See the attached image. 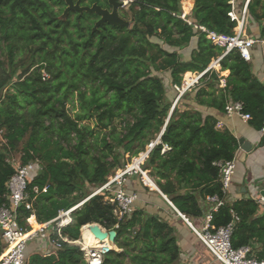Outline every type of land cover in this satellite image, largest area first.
<instances>
[{
    "label": "trees",
    "instance_id": "16d2710c",
    "mask_svg": "<svg viewBox=\"0 0 264 264\" xmlns=\"http://www.w3.org/2000/svg\"><path fill=\"white\" fill-rule=\"evenodd\" d=\"M192 1L183 19L191 0H132L120 14H130L128 27L105 23L93 29L99 16L70 10L63 18L64 0H0V205L15 173L9 154L21 145L20 164H34L27 179L31 210L17 209L22 226L29 228L31 214L45 223L81 203L62 231L77 240L88 223L116 230L121 251L107 252L101 264H185L168 222L141 209L118 218L106 200L111 193L91 194L159 137L140 168L192 222L203 217L208 196L224 198L214 163L235 155L236 138L217 127L229 96L243 103L253 126H264V84L251 78L237 50L218 61L220 71H229L223 87L217 71H205L223 48L194 25L232 34L237 23L228 15L230 0ZM80 3L109 7L106 0ZM253 23L256 38L264 40V0L248 1L244 36ZM204 71L178 96L184 73ZM127 177L124 190L142 186L140 174ZM257 208L252 200L224 203L211 212L210 228L226 225L234 213L232 246L255 238L264 244V213L254 219ZM33 241L25 264H87L77 246L43 244L38 250ZM4 248L0 238V255ZM256 257L264 259V247Z\"/></svg>",
    "mask_w": 264,
    "mask_h": 264
},
{
    "label": "built area",
    "instance_id": "2783aa9c",
    "mask_svg": "<svg viewBox=\"0 0 264 264\" xmlns=\"http://www.w3.org/2000/svg\"><path fill=\"white\" fill-rule=\"evenodd\" d=\"M131 1L132 0H120L121 6L127 7ZM248 1L249 0H245L240 16H237L234 11V0L229 1L231 4V10L228 15L237 23L232 34L218 33L209 30L202 25H194L196 29L205 34L206 39H208L210 43L223 48L222 55L213 60L214 64L218 63L222 56L228 54L232 50H237L243 59L249 60L250 48L257 43L264 44L263 39H253L243 35V22ZM182 18L185 19L184 16H182ZM187 22L189 24L191 23L188 20ZM202 73L196 74L190 84L181 86L180 88L176 87L179 91L178 96L197 83ZM44 76L47 75L44 73ZM220 85H225L223 80L220 81ZM224 111L228 116L238 115L244 121L251 119L250 114L244 112V105L241 101L228 100L225 104ZM261 131L264 132V126L261 128ZM158 142L159 137L155 141L149 142L146 146L145 152L139 154L136 167L130 168L128 167L129 165H126L119 169V172L110 176L109 179H107V181L91 195L103 191L111 193V195L106 197V200L111 204H115V213L119 214L120 217L124 215L129 216L132 212V206L137 196L135 193H127L122 186L126 177L133 173H138L143 177L145 171L141 170L140 163L145 160L149 151ZM165 149L166 146L162 148L161 152ZM214 164L219 168V181L221 183L222 193L225 195L234 174L235 161L234 159L217 161ZM33 169L34 164L32 162L15 165V173L9 177L6 183L7 192L4 195L5 201L0 205V238L5 245V248L0 255V264H25L26 247L30 241L37 238L46 240L51 247L56 249H60L62 243L77 246L83 253V259L87 264H101L104 255L112 250V248H104L102 246L104 241H97L96 245L87 246L82 241L81 229L80 238L77 240L69 239L62 231V229L71 222L72 210L78 207L81 203L67 210H60L54 219L45 223H33V218L35 217L34 214H31L30 217L26 219L25 224H27L29 228H26L19 223V213L17 209L24 206L26 209L31 210V203L28 201L27 179ZM143 179L145 180L144 177ZM34 191L37 192V189H34ZM206 201L212 204V207L210 212L206 214L202 226L197 228L192 224L189 225L192 232L205 246L213 259L221 264H264V259L254 257L248 246H241L238 248L232 246L231 236L235 222L238 220L236 215L233 214V219L226 225L221 226L216 230H211V212L216 211L219 206L223 205L224 200L217 195H213L208 196ZM178 214L185 218L184 215L180 213ZM34 225H37L36 229L33 227ZM50 235H53V238H51Z\"/></svg>",
    "mask_w": 264,
    "mask_h": 264
},
{
    "label": "crops",
    "instance_id": "0c3cea01",
    "mask_svg": "<svg viewBox=\"0 0 264 264\" xmlns=\"http://www.w3.org/2000/svg\"><path fill=\"white\" fill-rule=\"evenodd\" d=\"M243 3L244 1L242 2V0H237L236 10L240 11L242 9ZM192 6L193 1L191 0V7L189 11H191ZM250 29L251 30L248 31L246 37L257 39L256 37H258L259 35L257 24L253 23ZM245 62L249 64L251 78L257 80L261 84H264V44H254L250 48V59L245 60ZM210 69H214L215 71H217L220 77V81L223 80V82L225 83L224 79L229 74L228 70L220 71L219 62L209 65L207 70ZM192 73L193 72H191V74ZM194 74L196 76L197 73L194 72ZM223 86L224 85L219 84V87ZM228 100H232L230 96ZM217 127L219 129H227L236 138L237 141L235 155L233 158L235 161L234 174L232 176L230 186L224 195V203L230 205L235 202L252 200L258 206L255 215H253V218H260L264 213V204L262 201L263 199H261L262 197L258 194L257 190L258 187H264V132H262L261 129L253 126L249 120L244 121L238 115L228 116L225 112L222 114H218ZM239 138H244L251 144V149L248 152L240 148V145L238 143ZM145 172L148 179L153 183L154 187L147 184L141 176L140 180L142 182V186H131L132 189L129 190H127L128 188L125 187V190L135 193L137 196L132 206L133 210L141 209L146 213L156 214L157 216L168 222L171 226H173V234L179 246V261L181 263L221 264L213 259L211 254L199 241L190 227L191 224L197 228L202 226L204 218L210 211L212 204L206 202L207 209L204 212L203 217L191 222V220L187 219L186 217L183 218L178 214L180 212L177 210V208L157 188V186L153 182V179L148 175V172ZM133 176L134 173L129 175L127 177V182L133 179ZM158 196L162 197V199L166 203H164L163 200H161ZM34 222H37L35 217L33 218V223ZM257 228H259V226ZM32 243H36L38 250H41L43 244L50 248V245L47 244V241L40 238L34 239ZM244 246H248L250 248L251 254L256 257L257 252H260L262 250L264 244L259 243L255 238L251 241L250 245Z\"/></svg>",
    "mask_w": 264,
    "mask_h": 264
},
{
    "label": "water",
    "instance_id": "95a60500",
    "mask_svg": "<svg viewBox=\"0 0 264 264\" xmlns=\"http://www.w3.org/2000/svg\"><path fill=\"white\" fill-rule=\"evenodd\" d=\"M109 7H102L97 3H93L91 5H81L80 0H64L65 8L62 13V17L64 18L70 10L78 11L79 13L87 12L94 13L99 16L98 20L95 22L93 29H96L101 24H109L112 26H125L128 27L130 22L123 17L120 16L119 11L122 8L120 0H106ZM204 73V72H203ZM201 74V76L203 75ZM200 76V77H201ZM173 106L170 110L169 115ZM168 115V117H169ZM238 143L240 148L244 151H249L251 149V144L247 142L244 138H239ZM258 194L262 197V201L264 204V187H258ZM74 210V209H73ZM72 210V211H73ZM90 230L96 237L97 241H105L107 240L110 244L115 245V238L117 236V232L114 229L107 230L98 223H90ZM116 246V245H115Z\"/></svg>",
    "mask_w": 264,
    "mask_h": 264
},
{
    "label": "bare ground",
    "instance_id": "6f19581e",
    "mask_svg": "<svg viewBox=\"0 0 264 264\" xmlns=\"http://www.w3.org/2000/svg\"><path fill=\"white\" fill-rule=\"evenodd\" d=\"M221 59V58H220ZM205 71H207V69L205 70ZM205 73V72H204ZM195 78V76H193V75H191L189 72H187L186 74H185V77H184V79H185V83H184V85L186 84H190L191 83V81L193 80ZM177 97V96H176ZM137 163H138V159L136 158V159H133V161H132V163L131 164H129V166L128 167H130V168H133V167H136V165H137ZM145 182L147 183V184H149L150 186H152V187H154V185H153V183L151 182V180H149L148 178H147V176H145ZM154 182V181H153ZM156 188V187H155ZM90 226H91V224L90 223H88V224H85V225H83L82 227H81V237H82V241L84 242V244L85 245H87V246H90V245H96V243H97V239H96V237L94 236V234L91 232V230H90ZM35 229L37 228V225H34L33 226ZM102 246L104 247V248H112V249H115V245H112V244H110L108 241H104V243H102Z\"/></svg>",
    "mask_w": 264,
    "mask_h": 264
},
{
    "label": "rangeland",
    "instance_id": "374dc122",
    "mask_svg": "<svg viewBox=\"0 0 264 264\" xmlns=\"http://www.w3.org/2000/svg\"><path fill=\"white\" fill-rule=\"evenodd\" d=\"M182 2H183V0H182ZM181 9H182V4H181ZM125 10L126 11H128V9L127 8H125ZM123 11L120 9V11H119V14H121ZM190 12V11H189ZM189 12L188 13H186L185 15L183 14L184 12H183V10H182V15H181V18H182V16H186L187 14H189ZM124 19H126V20H128L129 22H130V14H129V16L128 17H126V18H124ZM131 24V23H130ZM1 59H5V56L3 55L2 57H1ZM213 63V60L211 61V63H210V65ZM187 73V72H186ZM190 74H191V72H189ZM198 74V73H197ZM191 75H193V76H195V74L194 73H192ZM184 77H185V73L182 75V86H186V84L184 85V83H185V79H184ZM92 124V123H91ZM3 143H4V141H3V139H2V137H1V133H0V147H2V145H3ZM21 155H22V150H21V145H19L18 147H17V149L16 150H14V151H11L10 152V154H9V160H11V162H13V164L14 165H18L20 162V157H21ZM139 157V155H137L136 157H132L131 158V160H130V162H129V164H131L132 163V161H133V159H136V158H138ZM144 162V161H143ZM142 162V163H143ZM128 164V165H129ZM140 165H141V163H140ZM117 172H119V169H116L115 171H114V173H113V175L115 174V173H117ZM146 172H144V175H143V177L145 178V175L147 176V174H145ZM110 176H112V175H110ZM110 176H108V178L107 179H109V177ZM141 176V175H140ZM142 177V176H141ZM148 178V177H147ZM132 210H133V208H132ZM116 211H114V213H115ZM116 214V213H115ZM117 216H118V218H120V215L119 214H116ZM100 225V224H99ZM101 227H103V226H101ZM104 228V227H103ZM112 250H115V251H121V249L120 248H118L117 246H115V249H112Z\"/></svg>",
    "mask_w": 264,
    "mask_h": 264
}]
</instances>
